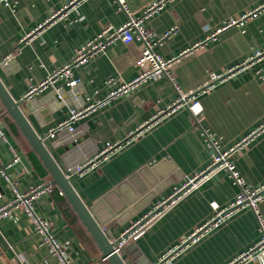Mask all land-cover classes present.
I'll return each instance as SVG.
<instances>
[{
	"label": "crops",
	"instance_id": "1",
	"mask_svg": "<svg viewBox=\"0 0 264 264\" xmlns=\"http://www.w3.org/2000/svg\"><path fill=\"white\" fill-rule=\"evenodd\" d=\"M70 1L10 0L12 4L0 3V79L11 96L21 100L25 116L65 173L68 165L94 154L106 142L122 140L128 131L176 96L165 76L152 78L76 120L73 132L62 131L54 138L47 137L48 130L67 118L71 108H81L103 98L115 85L137 74L134 62L140 41L136 39L129 44L116 41L72 69L74 86L60 78L52 86L25 97L31 85L69 62L76 50L103 26L117 27L126 20V13L116 0H78L75 8L67 9L65 15L34 30L52 12ZM150 1L126 0V6L134 14H140ZM262 2L264 0H167L160 10L144 20V25L157 34L176 27L156 51L164 58L178 57L171 66L172 71L181 89L188 91L203 85L209 71L240 63L264 48V10L208 38L228 20ZM30 31V38L18 43ZM112 76L117 81L109 86L106 80ZM200 103L202 112L198 122L188 109L180 108L95 168L82 175H69L81 200L90 205L143 167L142 173L123 184L125 191L137 189L139 182L145 183V177L156 175L152 170L156 165H160L157 169L161 173L175 168L182 176L204 168L211 156L203 130L213 136L220 150L228 149L256 130L264 122V58L217 83L200 96ZM0 128L6 137L0 139V165L11 160V148L18 151L19 161L8 171L19 187L24 189L52 182L48 170L1 101ZM234 162L251 186L264 183V131L240 148ZM178 181L160 190L123 224L114 223L109 228L110 239L119 236L125 226L168 195ZM237 190L228 172L218 170L166 210L138 239L128 243L133 244L132 253L138 252L145 264H155L168 248L211 216L212 202L226 205ZM12 197L0 176V206ZM34 209L48 220L56 239L67 246L71 264H109L100 257L97 244L57 184L53 183L49 192L34 200ZM259 209L264 217V198ZM259 236L254 213L243 209L178 253L170 264H227ZM122 256L127 264L134 263L131 254L123 252ZM0 264L60 262L49 254L42 235L33 230L27 214L14 208L8 216L0 218ZM242 264H264V255Z\"/></svg>",
	"mask_w": 264,
	"mask_h": 264
},
{
	"label": "built area",
	"instance_id": "2",
	"mask_svg": "<svg viewBox=\"0 0 264 264\" xmlns=\"http://www.w3.org/2000/svg\"><path fill=\"white\" fill-rule=\"evenodd\" d=\"M166 1L167 0H152L143 8L140 14H134L127 8L126 0H116L119 8L126 13V20L117 27L111 25L103 26L93 38L76 50L69 62L55 68L48 77L31 85L25 93V97H30L36 92L42 91L48 86H52L54 82L60 78L63 79L67 85L74 86L76 80L72 76V69L75 66L85 63L96 54L103 52L105 48L113 42L120 41L129 44L136 39L140 41V50L134 62L137 74L130 80L123 81L118 85H115L117 81L116 77H109L106 80L107 85L115 86L106 94V96L101 99H96L94 102L81 108H71L67 118L51 127L46 136L54 138L62 131L73 132L75 130L74 122L76 120L93 111L97 106L120 96L126 91L134 89L136 86L149 79L163 75L169 80L176 91V96L170 103L157 108L147 120L139 123L135 128L128 131L122 140L106 142L94 154L86 156L82 161L68 165L67 172L65 173L66 176L72 174L82 175L95 168L100 162L107 160L114 153L131 144L146 132H149L153 127L160 124L164 119L171 116L180 108L188 109L198 122L199 116H201L202 112V105L200 103V96L202 94L209 91L217 83L223 82L236 72H239L247 66L264 58V48L256 50L254 54L245 58L240 63L222 69L209 71L208 78L203 85L197 86L188 91H183L179 86L171 67L178 57L164 58L156 51V47L161 44L164 39L173 34L176 31V27L172 26L163 33L157 34L150 27L144 25V20L160 10ZM77 2L78 0H71L62 9L52 12L43 22L39 23L34 30H38L51 21H54L56 18L65 15L67 9L75 8ZM0 3L12 4L10 0H0ZM261 10H264V2L236 18H231L221 28H218L214 33L208 36V38H214L215 34L220 29H224L231 24L242 23L246 18ZM32 31L22 36L20 40H18V43L29 39ZM58 90L60 89L58 88ZM262 131H264V122L260 124L256 130L244 136L233 146L225 150H220L218 143L213 136L206 130H203L204 138L210 148L211 159L208 164L192 174L183 175L179 181L175 183L172 187V191L168 195L157 200L138 218L125 226L119 236L113 238L114 251L121 254L123 248L128 243L138 239L157 218H159L166 210L173 207L180 198L196 188L202 181L209 178V176L216 173L218 170L224 169L228 172L232 181L238 186V190L233 199L223 206L212 202L211 206L213 212L211 216L196 226L176 244L168 248L155 264H170L178 253L199 241L207 233L222 225L234 214L243 209H250L254 213L260 236L247 250L239 253L227 264H242L246 261L257 260L264 252V217L259 209V204L264 198V183H261L258 186H251L237 169L234 162V156L253 136ZM0 139H6L1 128ZM11 151V160L0 165V176L4 179L6 185L11 190L13 197L9 202L0 206V218L8 216L14 208L23 210L32 223L33 230L42 235L43 243L47 246L49 254L55 256L60 264H71L67 255V246L56 239L51 231V226L48 220L38 215L34 209V200L42 193L49 192L53 183L47 181L37 186H30L24 189L20 188L17 180H15L8 171L9 168L19 161L20 155L15 148H11Z\"/></svg>",
	"mask_w": 264,
	"mask_h": 264
},
{
	"label": "water",
	"instance_id": "3",
	"mask_svg": "<svg viewBox=\"0 0 264 264\" xmlns=\"http://www.w3.org/2000/svg\"><path fill=\"white\" fill-rule=\"evenodd\" d=\"M0 101L48 170L52 183L58 185L72 209L92 236L101 252L100 257L106 259L109 264H127L122 256L123 252H127L131 254L132 261L135 264H145L146 262L138 252L132 253L133 244H128L125 249L123 248L121 254L115 252L114 242L108 234L109 228L114 223L123 224L130 219L135 213L144 208L160 190L178 181L182 174L175 168L161 173L157 169L160 165H156L152 169L156 172V175L145 177V183L139 182L137 189L125 191L123 184L132 180L136 174L142 173L145 170V167H143L116 184L114 188H110L103 193L90 205H86L74 190L69 177L55 161L43 139L36 133L25 116L21 108V100H16L11 96L1 79ZM69 146H72V143ZM57 151L59 150L57 149ZM261 255H264V252Z\"/></svg>",
	"mask_w": 264,
	"mask_h": 264
}]
</instances>
